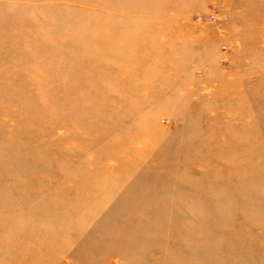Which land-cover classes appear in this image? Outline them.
Returning a JSON list of instances; mask_svg holds the SVG:
<instances>
[{"label":"rangeland","instance_id":"rangeland-1","mask_svg":"<svg viewBox=\"0 0 264 264\" xmlns=\"http://www.w3.org/2000/svg\"><path fill=\"white\" fill-rule=\"evenodd\" d=\"M0 264H264V0H0Z\"/></svg>","mask_w":264,"mask_h":264}]
</instances>
